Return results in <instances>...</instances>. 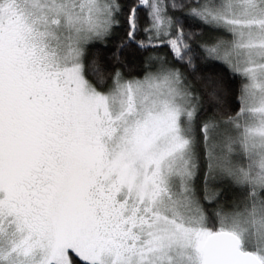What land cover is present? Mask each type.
I'll return each instance as SVG.
<instances>
[{
  "label": "snow or ice",
  "instance_id": "1",
  "mask_svg": "<svg viewBox=\"0 0 264 264\" xmlns=\"http://www.w3.org/2000/svg\"><path fill=\"white\" fill-rule=\"evenodd\" d=\"M0 264H264V0H0Z\"/></svg>",
  "mask_w": 264,
  "mask_h": 264
}]
</instances>
